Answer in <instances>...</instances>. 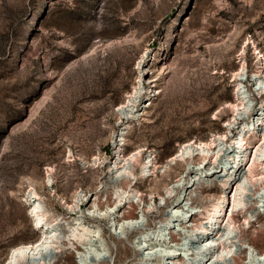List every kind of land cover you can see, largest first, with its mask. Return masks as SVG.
Listing matches in <instances>:
<instances>
[{"label":"rangeland","instance_id":"obj_1","mask_svg":"<svg viewBox=\"0 0 264 264\" xmlns=\"http://www.w3.org/2000/svg\"><path fill=\"white\" fill-rule=\"evenodd\" d=\"M245 46L247 68L241 78L250 111L239 121L250 119L264 99L255 78L258 60L264 62V0H0V263L13 246L38 238L25 201L34 179L49 216L69 222L80 218L96 231L92 249L100 257L94 251L85 261L86 252L74 245L63 264H126L130 260L129 264H136L140 261L136 250L144 256L153 254L149 264H200L197 226L207 221V209L223 194L225 182L218 175L228 173L235 150L223 153L218 169L211 172L197 170L192 163L188 176L185 168L175 165L163 173L180 144L208 141L233 122L235 113L228 102H237L233 73L242 66ZM142 60L148 71L165 63L168 69L160 81L146 84L141 102L146 110H140L125 131V152L142 146L143 158L153 153L158 169L136 183L143 192L140 204L135 199L132 209L126 203L111 213L116 219L133 213L138 226L114 228L108 221L110 214L88 216V208L116 152L114 134L125 128L127 120L117 109L131 90ZM236 133L233 127L231 135ZM99 153L98 165L84 164V158L92 162ZM248 159L242 167L245 173ZM196 172L206 173L208 180L203 178L198 186ZM49 174L52 182H47ZM182 176L185 194L178 192L177 206L173 195L165 203L162 185ZM157 184L160 195L156 193L151 201L149 191ZM81 190L93 197L82 209L73 210L74 193ZM191 195L200 215L176 216V210L189 209L191 204L180 201ZM254 196H259V220L250 216L254 207L250 202L249 211L236 212L235 246L215 264H237L239 255L246 257L239 264H264L257 260L261 252L243 242L245 237L258 236L264 249V189ZM105 201L104 197V211ZM168 216L172 218L169 226L164 225ZM155 226L156 234L142 233ZM195 226L185 246L186 231ZM139 227L144 229L138 231ZM185 247L191 251L187 253ZM171 249L176 255L166 253L164 262L154 261L162 250ZM52 256L49 250L39 260Z\"/></svg>","mask_w":264,"mask_h":264},{"label":"bare ground","instance_id":"obj_2","mask_svg":"<svg viewBox=\"0 0 264 264\" xmlns=\"http://www.w3.org/2000/svg\"><path fill=\"white\" fill-rule=\"evenodd\" d=\"M246 46L241 52L242 66L237 72L233 73L237 102H228V106L235 113L233 122L226 124V129L213 134L211 139L208 141L200 140L197 142L190 140L186 143L180 144L178 150L170 157V160L166 164L163 173L167 174L173 168L172 165H175L185 168L187 172L185 176H188L192 170L190 167L192 163L198 166L197 170H201L202 172H211L214 168L215 170L218 169L217 162L223 153L227 152L229 148H234L235 150L228 169V173L225 175H218V177H222V184L225 182L224 192L221 194L222 196H218L212 203L210 209H207V221L204 224H201V226L196 225L199 227V232L195 234V243L198 249L197 255H199L201 259L200 264H215V262L218 263L223 260L225 256L231 254L233 247L235 246V240L232 234L237 229V220L234 217L236 212H240L244 209L249 211V207L247 209V206L250 202L252 205H254V207H252L250 216L257 217V220H259L261 214L260 210H258L256 207L259 202V196L255 197L254 195L257 194L261 189H264V99H262L261 105L254 112V114L250 115L251 118L249 116L250 119H242V121H239L242 118L243 113L248 114L247 112L250 111V105L247 99L248 90H245L246 86L243 83V78H241L247 68V62L244 57L246 53ZM255 53H260L257 51L256 47ZM258 61V70L255 71L256 84L261 86L262 93L264 94V62L261 59ZM143 63L144 60L140 61L136 80L131 90L127 93L125 99L118 106L117 110L119 111V114L124 116V119H126L127 122L125 128L122 129V132H117L114 134L113 142L116 152L108 165V170L105 175L106 179L103 185H100L101 187L96 191L92 203L93 205L88 208V211L90 212L88 216L92 215L101 218L104 217V215L110 214L107 216L108 221L114 228L118 225L121 227L126 225V227L130 226L132 228L138 226V217L133 213H129L128 217L124 216L125 214L120 215L117 217V219L112 217L111 213L115 212V209L126 203H128V207L132 209L135 199H137L140 204V202L143 200V192L137 186H135L136 183L144 176L154 174L158 169L157 157L151 153L150 155L143 158L145 148H142V146L135 147L131 152H125L127 147L126 145H128V139L125 137L124 133L131 127L132 122L135 121L137 115L140 114V110H146L145 106H141V102L146 97V90L148 89L146 84L148 82L157 83L160 81L163 77V74L168 69V66L165 63L162 66L156 67L155 70L150 69L148 71L145 69ZM154 95H156V93ZM47 98L48 96H46L39 105L44 104ZM233 127L237 128V133L231 135ZM248 138L256 141L251 143L249 142ZM247 157L249 159L251 158V162L249 165L246 163L247 166H245L246 168L248 167V172L246 171L245 173L242 167L244 165V160ZM83 161L87 167L96 166L101 162V153L93 158L92 162L91 160L89 161L85 158ZM207 166L211 167L209 168ZM50 170L48 169L49 172ZM216 172L217 171H214V173ZM206 176V173L202 175L196 172L193 176L195 178L194 182L197 181L196 184L199 186L201 185V182H203V178L204 180H208ZM183 177L184 176L170 185H162V190H164L165 195H162L161 199L165 200V203L167 199L173 195L174 201L172 203L173 205L177 206L178 203H176V199L178 192L179 195L182 193V191H184L183 194H185V190L187 189L184 183L180 184ZM227 180L228 182H226ZM52 181L53 177L51 174H49L47 182ZM133 182H135V184H133ZM30 185L31 189L28 191L25 201L29 203L30 215L36 228L39 230L38 238L32 242L20 243L13 246L5 260L0 264H63L62 262L69 255L70 247L74 245L75 249H82L86 252L84 255H82L85 261H88L90 253L94 251L96 255L100 257L101 253L97 252L95 249H92L94 240L92 237L96 231L90 226L83 224L80 218H76L72 222H69L59 216L55 218L53 216H49V209L47 208L46 202L37 189V182L34 179H30ZM229 188L230 193L227 195ZM251 188H254L253 193L251 194L252 199H250L251 201H248L246 196H249L248 193L249 190H252ZM156 193L160 195L158 184L149 191L151 201L154 200ZM87 194L88 193H83L82 190L74 193V204L71 205V209H82V204L84 202H89L93 197V195ZM104 197L106 198V211H104L105 209L102 207V200ZM183 200H186L189 205H191L189 206L188 210H185L184 208H182V210H176V216L180 215L181 218L186 219L188 217L191 218L196 213H201L200 211L195 210L196 206L192 205L194 203V197L192 195L188 196L186 199L183 198L180 203ZM175 206L173 208H175ZM183 210H185V212H183ZM102 212L104 213L102 214ZM84 216H86V214ZM248 219L249 218L246 217L245 222L253 227V222ZM165 220L167 221L164 225L169 226L171 224L172 218L168 216ZM165 220H160V222L164 223ZM181 222V225H183L186 221L183 220ZM196 226L187 229L186 235L184 236L186 240L185 246L188 245L187 236L191 235L195 228H197ZM136 229L139 231L143 230L144 228L139 227ZM157 232H159L158 226L151 228L149 227L142 231V233L152 235L156 234ZM263 233L264 230L261 232V234ZM179 235L182 236V233ZM242 237V234H240V238ZM243 242L248 244L250 247L259 250L261 253H259V258L257 260L258 262H264V249L260 246V239L258 236L249 237L248 239L245 237ZM120 243L125 244L124 239H120ZM153 247L154 246H151L150 248L152 249ZM117 248L118 247L116 244V250H118ZM185 248L186 249L184 250L187 253L191 251H189L191 247ZM49 250H53V256L49 259L44 258L39 260V258ZM135 252L136 256L140 259V261L136 262V264H149V262L153 263V254L149 253L147 254V257L144 256L143 253L140 254L138 250ZM166 253L176 255L175 250H162L161 254H159L161 259H155L154 261L157 262L160 260L164 262L166 260ZM244 253L246 254V251H244ZM238 258L239 260L237 264L241 262V259H245L246 257L244 256L243 258L241 255H239ZM175 259L178 260V258ZM130 262L131 260L126 264H129ZM102 263H105V261H102Z\"/></svg>","mask_w":264,"mask_h":264},{"label":"water","instance_id":"obj_3","mask_svg":"<svg viewBox=\"0 0 264 264\" xmlns=\"http://www.w3.org/2000/svg\"><path fill=\"white\" fill-rule=\"evenodd\" d=\"M200 237H202V236H200Z\"/></svg>","mask_w":264,"mask_h":264}]
</instances>
